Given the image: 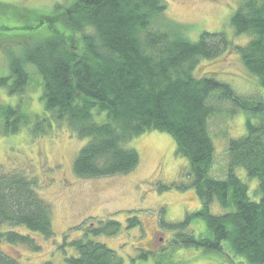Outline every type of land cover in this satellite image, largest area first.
I'll list each match as a JSON object with an SVG mask.
<instances>
[{
	"label": "trees",
	"instance_id": "trees-1",
	"mask_svg": "<svg viewBox=\"0 0 264 264\" xmlns=\"http://www.w3.org/2000/svg\"><path fill=\"white\" fill-rule=\"evenodd\" d=\"M75 2L78 7L70 29L82 31L84 26L93 32L81 33L82 48L73 52L64 34L62 39L52 29L57 17L53 13L0 1V15L13 25L21 19L22 26L11 28L24 31L1 39L31 43L9 51L10 93L24 90L28 69L34 68L40 77L39 99L49 117L45 124L53 119L66 124L79 139H87L72 163L80 178L131 172L140 156L123 144L147 131L168 133L176 154L189 164L188 181L178 188H192L201 208L185 212L180 222L161 221L162 226L186 247L217 253L227 248L243 264H264V98L237 94L213 74H197L196 68L201 60L231 50L256 78L264 96V0H239L229 24L234 34L247 39L236 45L222 32L203 31L191 41L185 26L170 19L153 27L154 19L166 11L165 0ZM239 112L244 114L245 133L229 139L226 176L217 179L210 174L214 142L208 118ZM0 121L4 134L28 124L19 106L0 107ZM42 123L33 125L35 132ZM241 167L248 178L257 180L255 199L235 173ZM32 185L22 176L0 175V225H23L29 233L53 237L50 205ZM213 203L221 213L211 212ZM127 220L128 227L139 223L135 217ZM199 221L206 231L197 235L189 227ZM99 222L84 230V238L65 240L72 251L65 257L66 264H122L111 249L91 238L115 234L118 221ZM0 241L39 249L31 234L13 230L0 231ZM0 264L18 263L0 252Z\"/></svg>",
	"mask_w": 264,
	"mask_h": 264
},
{
	"label": "rangeland",
	"instance_id": "rangeland-1",
	"mask_svg": "<svg viewBox=\"0 0 264 264\" xmlns=\"http://www.w3.org/2000/svg\"><path fill=\"white\" fill-rule=\"evenodd\" d=\"M0 1L23 9L34 8L40 13H53L57 17L52 29L62 39L64 34L67 46L73 52L82 48L79 41L81 33L86 35L93 32L84 26L80 28L82 31L70 29L75 16L74 10L78 7L75 0ZM165 2L166 11L154 19L153 27H159L164 20L170 19L185 26L186 36L191 41H196L206 31L222 32L234 45L246 42L247 36L234 34L229 24L231 15L240 4L239 0ZM22 13L21 10L20 15ZM18 20L13 25L0 15V39L4 34L12 36L24 32L11 28L21 23V19ZM30 44L0 40V79L6 77L3 84L0 83V107H21V113L26 115L28 122L16 133L4 134L0 121V175H8L10 178L22 176L33 181V190L50 205L53 237L45 238L29 233L23 225H0V231L13 230L19 234H31L34 243L39 246L38 250H34L23 244L0 241V252L15 259L18 264H66L65 257L72 255L69 244L66 243L84 238V230L88 227L95 228L99 221L117 220L119 228L115 234L106 233L91 238L111 249L122 264H243L227 248L217 253L178 244L173 231L162 226L161 221L168 224L180 222L184 219L185 212L201 208L199 198L192 188H178L179 184L188 181L185 174L189 164L185 158L176 154L175 143L168 133L147 131L123 144L135 149L140 156L139 163L129 173L93 178H80L74 174V157L87 139H79L66 124H57L53 119L45 124L49 117L39 99L40 77L35 69L29 67L30 77L21 93L16 90L10 93L12 80L9 79V51L12 53L13 48L23 49ZM196 68L197 74H213L222 82L228 83L237 94L264 98L256 78L245 71L239 55L231 50L214 59L201 60ZM244 120L242 112L232 116L218 114L208 118V131L214 142L210 167L213 177L221 179L226 176L229 139L245 133ZM37 121L43 122L40 126L43 129L35 132L33 125ZM235 173L247 184L248 193L255 199L256 178H248L242 167L237 168ZM211 212L217 214L222 211L217 203H213ZM128 217H135L139 223L128 227ZM92 223L94 226H90ZM189 228H194V234L197 235L206 231L200 221Z\"/></svg>",
	"mask_w": 264,
	"mask_h": 264
}]
</instances>
